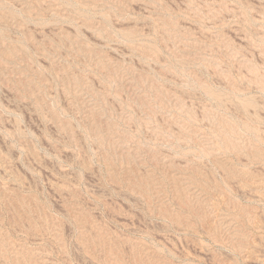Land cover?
<instances>
[{
    "label": "rangeland",
    "instance_id": "1",
    "mask_svg": "<svg viewBox=\"0 0 264 264\" xmlns=\"http://www.w3.org/2000/svg\"><path fill=\"white\" fill-rule=\"evenodd\" d=\"M0 264H264V0H0Z\"/></svg>",
    "mask_w": 264,
    "mask_h": 264
}]
</instances>
